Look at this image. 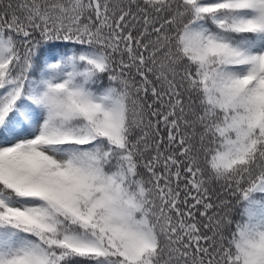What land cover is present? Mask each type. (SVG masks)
Wrapping results in <instances>:
<instances>
[{
    "label": "snow or ice",
    "instance_id": "1",
    "mask_svg": "<svg viewBox=\"0 0 264 264\" xmlns=\"http://www.w3.org/2000/svg\"><path fill=\"white\" fill-rule=\"evenodd\" d=\"M0 264H264V0H0Z\"/></svg>",
    "mask_w": 264,
    "mask_h": 264
}]
</instances>
